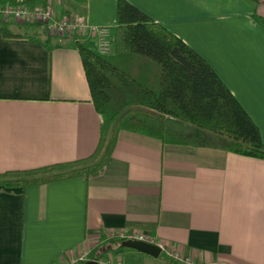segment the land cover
<instances>
[{
  "label": "crops",
  "instance_id": "1",
  "mask_svg": "<svg viewBox=\"0 0 264 264\" xmlns=\"http://www.w3.org/2000/svg\"><path fill=\"white\" fill-rule=\"evenodd\" d=\"M126 1L207 61L264 142V29L257 19L264 20V4ZM116 2L38 1L58 16L112 29ZM80 41L93 48L90 38ZM100 125L75 40L0 33V174L87 158ZM111 232L152 238L198 262L264 264V159L122 129L105 165L89 176L0 184V264H56Z\"/></svg>",
  "mask_w": 264,
  "mask_h": 264
},
{
  "label": "trees",
  "instance_id": "2",
  "mask_svg": "<svg viewBox=\"0 0 264 264\" xmlns=\"http://www.w3.org/2000/svg\"><path fill=\"white\" fill-rule=\"evenodd\" d=\"M38 1L0 0L7 4ZM257 19L264 29V20ZM10 27L11 23L0 21L4 37L39 38L43 34L36 25H23L25 31L21 34ZM112 30L114 49L109 55L98 54L86 43L75 41L91 102L101 121L94 152L76 161L7 171L0 174L1 185L28 187L89 176L105 165L122 129L163 143L216 147L264 159L258 127L202 56L126 0L116 2ZM126 240L103 234L88 251L87 260L99 262L100 255L108 252L128 250L138 254L122 246Z\"/></svg>",
  "mask_w": 264,
  "mask_h": 264
},
{
  "label": "built area",
  "instance_id": "3",
  "mask_svg": "<svg viewBox=\"0 0 264 264\" xmlns=\"http://www.w3.org/2000/svg\"><path fill=\"white\" fill-rule=\"evenodd\" d=\"M0 21L18 26L36 25L45 36L59 40L71 39L76 41L82 38H90L93 41V49L101 55L112 54V50L114 49L113 31L110 26L92 25L83 16H58L51 6L43 3L7 4L0 2ZM110 235H116L127 240H138L154 244L160 249L161 255L182 264H228L215 261L198 262L184 258L163 242H155L152 238L143 235L119 232H111ZM86 255V250H80L60 257L56 264H84L87 261Z\"/></svg>",
  "mask_w": 264,
  "mask_h": 264
},
{
  "label": "rangeland",
  "instance_id": "4",
  "mask_svg": "<svg viewBox=\"0 0 264 264\" xmlns=\"http://www.w3.org/2000/svg\"><path fill=\"white\" fill-rule=\"evenodd\" d=\"M262 3L264 4V0H262ZM92 45H93V41H92ZM112 53H113V50H112ZM86 251L88 253V250H86ZM126 252H128V250H126ZM86 258H87V255H86ZM147 258H151V257H147ZM168 260H171V259L165 260L161 257H158V261L154 264H170V262H168ZM112 261H114V262H112ZM109 263H114V264H153V263L141 262V261L135 262V260H132V257L130 255H128L124 252H121V251H118L115 254L108 252V253H102L100 255L99 264H109ZM180 264H182V263H180Z\"/></svg>",
  "mask_w": 264,
  "mask_h": 264
},
{
  "label": "water",
  "instance_id": "5",
  "mask_svg": "<svg viewBox=\"0 0 264 264\" xmlns=\"http://www.w3.org/2000/svg\"><path fill=\"white\" fill-rule=\"evenodd\" d=\"M122 246L153 258H158L160 256V249L156 245L144 241L126 240L122 243ZM84 264H99V262L87 260Z\"/></svg>",
  "mask_w": 264,
  "mask_h": 264
}]
</instances>
